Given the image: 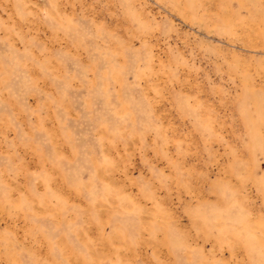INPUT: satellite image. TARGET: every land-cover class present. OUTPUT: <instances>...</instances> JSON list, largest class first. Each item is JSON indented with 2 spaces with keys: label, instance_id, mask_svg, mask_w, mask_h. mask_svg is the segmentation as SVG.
Segmentation results:
<instances>
[{
  "label": "rangeland",
  "instance_id": "374dc122",
  "mask_svg": "<svg viewBox=\"0 0 264 264\" xmlns=\"http://www.w3.org/2000/svg\"><path fill=\"white\" fill-rule=\"evenodd\" d=\"M0 264H264V0H0Z\"/></svg>",
  "mask_w": 264,
  "mask_h": 264
}]
</instances>
